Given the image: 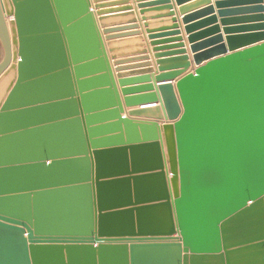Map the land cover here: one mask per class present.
<instances>
[{
    "label": "water",
    "instance_id": "1",
    "mask_svg": "<svg viewBox=\"0 0 264 264\" xmlns=\"http://www.w3.org/2000/svg\"><path fill=\"white\" fill-rule=\"evenodd\" d=\"M192 1L0 0V264H264V0Z\"/></svg>",
    "mask_w": 264,
    "mask_h": 264
},
{
    "label": "crops",
    "instance_id": "2",
    "mask_svg": "<svg viewBox=\"0 0 264 264\" xmlns=\"http://www.w3.org/2000/svg\"><path fill=\"white\" fill-rule=\"evenodd\" d=\"M90 4H91V9L92 12L94 14L95 20H98V16H97V11H114V10H119V9H125V8H131V11H127V12H118L116 14H107L106 16L109 15H118V14H124V13H132V16L130 17H121L118 18L116 20H114L115 22L113 23H109V24H121V26H116V27H125V26H129V25H135L137 27L136 30L133 31H137L140 33L139 36L135 37V38H131L132 40L122 44L121 47L123 48L121 51V55H125V56H132L136 53H138L139 51H146L147 54L151 57V54L149 53V47H148V42L145 40V35L144 32L147 31V29L151 30V31H156V30H160L161 25H168L170 24V22H165V23H161L162 21H170V18H166L165 20H158L155 19V17L157 16V12H154L153 9H155L154 7L151 8H142L141 10L138 8L139 4H144L146 5V3H152L156 0H101V2H99V4L104 5V8H101L100 10H95L94 9V0H89ZM196 1V0H194ZM192 2L183 4L182 6H178L176 5L175 0H171V5L173 6V11H174V17L177 19V23L179 25V30L181 31V36L183 38V41L186 45V48L188 49V45L186 42V35L184 33V25L181 24V13H180V9L181 7L188 5ZM212 3H214V1H212ZM264 4V2H263ZM141 12H144L143 14H141ZM126 15V14H125ZM134 22V23H133ZM130 23V24H129ZM133 23V24H131ZM146 24H149L147 26V28L144 26ZM99 24V23H97ZM99 27V31L102 33L103 29L100 27V25H98ZM124 33V32H123ZM103 37L104 40V44H105V48L108 51V47H107V42L105 41L104 35H101ZM139 38V39H138ZM190 57L191 54L189 53ZM108 56L110 58V64H111V68L113 70V74L114 76H116V72H115V66L113 65V60L111 59V55L110 53H108ZM2 57V51L0 49V59ZM153 60L151 59L149 63H152ZM132 65V64H131ZM131 67V66H129ZM128 71L125 72H121V73H127ZM121 74V75H123ZM128 74V73H127ZM161 84H165V83H159L157 85H161ZM124 115V114H123Z\"/></svg>",
    "mask_w": 264,
    "mask_h": 264
}]
</instances>
